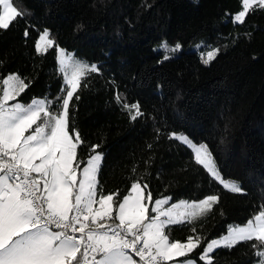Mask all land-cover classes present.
I'll use <instances>...</instances> for the list:
<instances>
[{
  "label": "trees",
  "instance_id": "trees-1",
  "mask_svg": "<svg viewBox=\"0 0 264 264\" xmlns=\"http://www.w3.org/2000/svg\"><path fill=\"white\" fill-rule=\"evenodd\" d=\"M16 4L27 14L0 30V78L19 74L29 84L17 97L21 103L63 95L57 47L43 55L35 48L45 29L58 47L97 64L100 71L81 82L79 99L74 96L70 105L71 124L84 142L78 158L86 160L91 146L100 145L96 151L104 159L98 180L105 194L122 197L141 179L154 200L171 197L168 206L218 195L219 203L194 224L166 229L181 241L199 236L202 243L189 258L207 264L199 258L207 243L226 234L228 225L246 223L264 204V9L250 11L240 24L231 17L242 0ZM200 41L206 43L201 50L219 49L207 65L189 49ZM164 44L181 47L172 53ZM165 54L170 59L164 60ZM136 102L143 116L133 121L121 104ZM173 132L206 144L222 177L236 181L243 192L224 189L195 163L189 147L171 137ZM251 243L215 249L213 264H258Z\"/></svg>",
  "mask_w": 264,
  "mask_h": 264
},
{
  "label": "snow or ice",
  "instance_id": "snow-or-ice-1",
  "mask_svg": "<svg viewBox=\"0 0 264 264\" xmlns=\"http://www.w3.org/2000/svg\"><path fill=\"white\" fill-rule=\"evenodd\" d=\"M255 8L264 9V0H242L233 23L243 24ZM26 14L16 0H0V30ZM53 46L64 81L63 95L55 100L21 103L17 97L29 84L19 74L0 78V264H197L189 257L200 247L201 238L173 239L166 229L194 224L212 211L220 197L208 195L165 207L171 197L154 200L141 179L134 180L122 197L118 192L105 194L98 180L104 154L96 151L100 145H92L89 158H78L84 142L70 113L81 82L100 68L59 48L49 30H43L35 44L37 53L43 55ZM161 47L174 53L181 46ZM218 52L202 54V62L209 64ZM121 100L118 94L117 103ZM54 104L59 106L53 108ZM121 106L133 121L143 116L138 102ZM171 137L190 146L195 163L224 189L243 192L237 182L222 177L206 144L197 145L175 132ZM241 242H253L258 264H264V204L243 225H228L227 234L209 241L199 258L213 264L209 254L215 249Z\"/></svg>",
  "mask_w": 264,
  "mask_h": 264
},
{
  "label": "rangeland",
  "instance_id": "rangeland-1",
  "mask_svg": "<svg viewBox=\"0 0 264 264\" xmlns=\"http://www.w3.org/2000/svg\"><path fill=\"white\" fill-rule=\"evenodd\" d=\"M241 10H242V8H241ZM240 10V11H241ZM238 13V12H237ZM237 13H234L233 15H232V17H231V19H232V21L234 20V16L237 14ZM202 44H206V43H204V42H202V41H200V42H198V43H196V44H194V45H192V46H190L189 47V49L190 50H197L198 52H199V55H200V57L202 56V54H206L208 51H211V50H214V49H217V48H215V47H212V46H209V44H208V46L209 47H205V48H203L202 50H201V45ZM60 48V47H59ZM68 52V51H67ZM69 53H72V52H69ZM73 54V53H72ZM57 55H58V51H57ZM202 60V59H201ZM93 64H95V63H93ZM89 65H91V64H89ZM95 65H97V64H95ZM37 99H42V98H37ZM14 102H16V101H10V103H14ZM30 103V102H29ZM24 104H28V103H24ZM175 133H177V134H180V133H178V132H175ZM184 144V143H183ZM196 144V143H195ZM197 145H199V144H197ZM187 147H189L190 149H191V147L190 146H188V145H186ZM192 150V149H191ZM192 152H193V154H194V151L192 150ZM225 179V178H224ZM225 180H228V181H234V180H231V179H225ZM236 182V181H235ZM163 198H166V197H163ZM158 199H162V198H158ZM180 201H182V200H180ZM183 201H187V200H183ZM179 202V201H178ZM175 203H177V202H175ZM171 206V205H170ZM165 207H168V205H165ZM150 208H151V205H150ZM231 225H243V224H231ZM226 234H227V232H226ZM226 234H224V235H226ZM223 236V235H222ZM222 236H220V237H222ZM220 237H217V238H215V239H219ZM210 255V254H209ZM135 258V257H134ZM136 259V258H135ZM180 259H184V258H180Z\"/></svg>",
  "mask_w": 264,
  "mask_h": 264
},
{
  "label": "built area",
  "instance_id": "built-area-1",
  "mask_svg": "<svg viewBox=\"0 0 264 264\" xmlns=\"http://www.w3.org/2000/svg\"><path fill=\"white\" fill-rule=\"evenodd\" d=\"M138 259V258H137Z\"/></svg>",
  "mask_w": 264,
  "mask_h": 264
}]
</instances>
